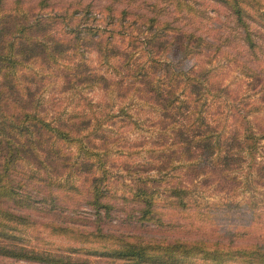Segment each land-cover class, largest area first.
I'll return each instance as SVG.
<instances>
[{"label": "rangeland", "instance_id": "374dc122", "mask_svg": "<svg viewBox=\"0 0 264 264\" xmlns=\"http://www.w3.org/2000/svg\"><path fill=\"white\" fill-rule=\"evenodd\" d=\"M238 1L248 15L251 46L229 0H0V23L38 16L49 25L50 16L66 12L69 26L64 18L66 23L53 27L67 30L72 20L100 28L93 38L81 32L86 43L78 40L74 52L84 53L93 84L80 82L72 66L65 68L79 64L73 55L56 57L57 64L37 59L21 67L33 79L21 80L26 109L53 125L75 114L69 121L74 139H54L52 145L61 148L58 168H46L43 181L30 179L21 189L32 201L55 198L56 212L50 216L54 205L44 200L41 212L4 222L0 242L16 255H0V264H135L110 251L123 239L160 253L142 264H165L158 248L168 240L226 253L221 264H239L243 251L256 246L264 252V30L258 26L263 3ZM164 71L172 73L173 86L179 84L177 102L185 104L179 119L161 115L153 95L139 90L146 85L133 80V74H145L165 93L170 84ZM193 74L203 87L197 99L183 84ZM199 133L211 151L190 146L192 159L186 160L184 143ZM246 137L254 141L251 149ZM88 148L98 156L83 164ZM94 177L103 178L104 201L113 207L99 220L85 193ZM136 187L149 194L146 215L129 201ZM29 253L52 260L37 261ZM175 264L209 263L182 254Z\"/></svg>", "mask_w": 264, "mask_h": 264}, {"label": "trees", "instance_id": "16d2710c", "mask_svg": "<svg viewBox=\"0 0 264 264\" xmlns=\"http://www.w3.org/2000/svg\"><path fill=\"white\" fill-rule=\"evenodd\" d=\"M217 1V0H215ZM231 1L230 11L236 22V26L241 30L242 37L248 46H251L252 37L250 31V25L247 23L248 15L239 8L238 0ZM263 10L258 13L260 23L258 26L264 30V0ZM0 8H3L2 5ZM78 9H74L73 12H77ZM22 13V12H17ZM71 13L70 17L73 16ZM67 13H59L50 16L52 19L51 24H46L47 18L39 19L38 16L29 21H21L18 23L13 22L6 24L0 23V227L4 222H8V219L12 216L26 217L24 215H31L33 211L41 212L40 202L49 200L53 207H51L50 216L56 212L55 198H38L39 201H32L31 195L27 193H21V189L26 185L28 180H42L43 170L51 167L56 170L60 164L59 157L61 156V148H55L52 145L54 139L60 142H71L74 139L72 136L69 121L74 118V115H70L65 120L66 123L53 125L49 121H45L37 113L28 111L26 104H24V97L20 92L22 90V81L33 80L28 75L22 72V66L29 64L34 60H41L43 64L48 65L45 62L49 60L52 64H57L56 57L63 55H73V58L80 59L79 64L71 62L65 65V68L75 70L74 75L80 82H88L93 84L95 80L88 79L87 75L90 70L85 67L84 53H74L78 47L77 41L82 40L86 43L84 36L81 32H85L87 38L95 37V33L99 32L100 28L92 27L88 25H81V23H74L71 20L70 26L67 30H63L64 27L56 29L53 26H59V24L66 23ZM88 14V12H87ZM47 17V16H46ZM67 25L69 26L68 20ZM49 26V27H48ZM51 27V28H50ZM83 34V35H84ZM99 35V34H96ZM99 39V37H97ZM83 44V43H81ZM72 54H69L72 52ZM29 66V65H26ZM88 72V73H87ZM165 82H168L170 86H165V93L162 91L157 92L152 85L153 79L148 78L147 75L133 74V80H137L139 83L145 84L146 88L139 89L141 92L148 95H153L152 100L157 103L156 108L161 112V115L167 119H179L183 114L179 111L182 107V102H177L176 86H173L171 81L173 80L172 73L164 71ZM198 77V76H197ZM139 78V79H138ZM101 82H107L100 78ZM70 82V81H68ZM30 83V82H28ZM187 88L189 94L195 99L199 98L201 91L203 90L201 79L196 78L193 74L187 77V80L183 82ZM138 90V92H139ZM180 116V117H179ZM31 123V124H29ZM183 130V127H177L174 135L179 134V130ZM49 133L52 137L45 135ZM48 134V135H49ZM188 140L185 141V148L181 151L182 154H186L188 157L186 160L192 159L190 146L192 148L199 149L204 153L210 152L212 144L205 135L191 134ZM51 138V139H50ZM252 137H246L248 140V148L251 149L254 145ZM193 142L194 145L191 143ZM90 141L87 142L89 144ZM97 147H99L97 144ZM82 149V148H81ZM83 164L90 160L91 156H98L94 151L86 149L84 151ZM59 155L58 158L55 156ZM197 161V160H194ZM59 162V163H58ZM67 168V167H65ZM72 172V171H71ZM94 177L93 184L90 187L85 188V193L88 197L87 204L95 209L97 213L96 219L99 217H105L109 214V210L112 207L110 203L104 201L107 197V188L101 179ZM131 202L138 203L139 207L137 211H141L139 214H148L151 211V201L149 194L140 187H136L130 197ZM57 204V203H56ZM29 212L25 214L26 212ZM102 214V215H101ZM101 215V216H100ZM96 220L95 222H97ZM7 225V224H6ZM96 230L100 231V227L96 225ZM129 238V237H128ZM203 244L192 242L189 244L168 240L165 241V246L158 248L163 251L165 255V264H175L179 261V257L182 254H190L199 256L202 260L209 264H221L222 259L225 258L226 253L212 249H203ZM11 245L0 242V255L7 256L11 250ZM111 253L116 257L128 258L135 261V264H142L147 258L157 257L160 253L156 250L151 251L148 244L140 242L124 241L115 248L110 249ZM22 252V251H19ZM244 255H240L239 264H264V252H262L258 246L254 249L243 251ZM31 254L34 260L39 261H51V257H43L40 255ZM159 257V256H158ZM59 262L65 260L57 257Z\"/></svg>", "mask_w": 264, "mask_h": 264}]
</instances>
